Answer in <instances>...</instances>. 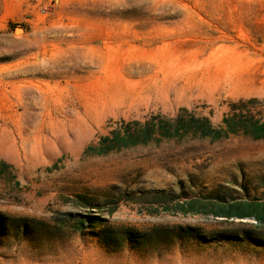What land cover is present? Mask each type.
Instances as JSON below:
<instances>
[{
    "label": "rangeland",
    "instance_id": "374dc122",
    "mask_svg": "<svg viewBox=\"0 0 264 264\" xmlns=\"http://www.w3.org/2000/svg\"><path fill=\"white\" fill-rule=\"evenodd\" d=\"M234 105L264 121V0H0V139L21 153L0 159V216L16 220L0 264H264V228L215 217L216 203L264 206V141L84 155L121 120L221 127ZM96 192L122 195L110 226L158 244L21 237L22 221L57 222ZM162 192L173 201L141 196Z\"/></svg>",
    "mask_w": 264,
    "mask_h": 264
},
{
    "label": "trees",
    "instance_id": "16d2710c",
    "mask_svg": "<svg viewBox=\"0 0 264 264\" xmlns=\"http://www.w3.org/2000/svg\"><path fill=\"white\" fill-rule=\"evenodd\" d=\"M236 106L238 105H234L231 114L225 117L221 127H214L208 118H192L189 122L181 121L179 118L171 120L160 118L156 124L121 120L114 124L115 127H111L108 135L100 136L96 142L90 144L84 155L107 156L137 146H146L164 140H183L186 137L217 142L227 140L231 136L243 134L252 140L264 141V121L257 120L249 112L238 110V108H235ZM5 169H11V167L1 163L0 177H2ZM16 185L20 186L19 182ZM141 196H145L151 201H157L153 203L155 205L163 203V200L173 201V198L164 192L155 195L143 194ZM71 201L72 207L80 212L66 213L57 222L24 220L22 221L24 224L21 226V237L34 241L40 246L42 243L64 242V237L67 235L71 236L77 232L90 231L91 234L110 247L123 245L127 241L141 243L140 245L144 247L152 248L153 245L159 242V238L154 235H149L148 238L144 237L142 241L131 234L127 236L123 231H116L103 218V213H108L109 216L116 213L124 201L120 194L115 192L78 194L73 196ZM187 205L193 208L195 203L190 202ZM180 207L183 209L185 204ZM263 207L260 202L250 201L235 202L233 200L232 203L227 204L216 203L215 217L242 220L254 219L257 227L264 228V213L257 212ZM187 211L182 212L187 214ZM15 222L16 220L0 216V232L6 233V230L9 229L13 231L12 224ZM133 234L140 235L141 233L133 232Z\"/></svg>",
    "mask_w": 264,
    "mask_h": 264
},
{
    "label": "bare ground",
    "instance_id": "6f19581e",
    "mask_svg": "<svg viewBox=\"0 0 264 264\" xmlns=\"http://www.w3.org/2000/svg\"><path fill=\"white\" fill-rule=\"evenodd\" d=\"M20 157H21V153L18 150L13 148H8L6 142L0 139V159L4 158V159L14 160Z\"/></svg>",
    "mask_w": 264,
    "mask_h": 264
}]
</instances>
